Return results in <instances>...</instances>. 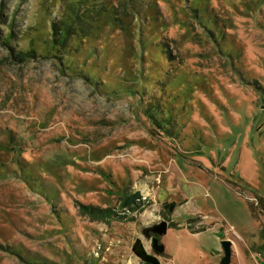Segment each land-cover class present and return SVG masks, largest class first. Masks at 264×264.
Returning a JSON list of instances; mask_svg holds the SVG:
<instances>
[{
	"label": "rangeland",
	"instance_id": "obj_1",
	"mask_svg": "<svg viewBox=\"0 0 264 264\" xmlns=\"http://www.w3.org/2000/svg\"><path fill=\"white\" fill-rule=\"evenodd\" d=\"M137 239L264 264V0H0V264H145Z\"/></svg>",
	"mask_w": 264,
	"mask_h": 264
},
{
	"label": "trees",
	"instance_id": "obj_2",
	"mask_svg": "<svg viewBox=\"0 0 264 264\" xmlns=\"http://www.w3.org/2000/svg\"><path fill=\"white\" fill-rule=\"evenodd\" d=\"M67 18H71L70 15L66 16ZM74 25L68 23L71 22L70 19H67L66 21H62V23H52V31H51V40L53 42L52 49L57 53L61 55L67 54V51L65 49L68 48L69 40L73 36L74 33H78V31L83 30L81 27H78V23L82 22V19L78 17V15L75 14L74 16ZM73 20V19H72ZM72 23V22H71ZM77 27V29H76ZM75 50V48H73ZM33 53V51H32ZM55 53V58H58L61 60V57H58ZM31 53H28L27 56H30ZM34 56V55H33ZM252 213L254 214V210L252 208ZM133 254L143 263L149 261V260H155L157 259L150 253L147 252L145 249L142 241L140 239H137L132 247Z\"/></svg>",
	"mask_w": 264,
	"mask_h": 264
},
{
	"label": "water",
	"instance_id": "obj_3",
	"mask_svg": "<svg viewBox=\"0 0 264 264\" xmlns=\"http://www.w3.org/2000/svg\"><path fill=\"white\" fill-rule=\"evenodd\" d=\"M142 197L140 191H136L133 193L130 197H128L124 203V206L127 207L130 204H135L138 200H140ZM168 228V224L165 221H162L159 225L156 227L152 228V232L155 234H158L160 236H163L166 234ZM153 248L158 252V253H164V246L162 244H159V239L154 238L153 241ZM223 250H224V258L222 261V264H231V258H232V243L230 241H223L222 242ZM145 264H161L158 261L155 260H149L145 262Z\"/></svg>",
	"mask_w": 264,
	"mask_h": 264
},
{
	"label": "flooded vegetation",
	"instance_id": "obj_4",
	"mask_svg": "<svg viewBox=\"0 0 264 264\" xmlns=\"http://www.w3.org/2000/svg\"><path fill=\"white\" fill-rule=\"evenodd\" d=\"M157 225H158V224H157ZM157 225H155L154 227H156ZM154 227H153V228H154ZM151 230H152V228H151ZM151 230L148 231V235H149V238H150L151 242L153 241L154 238H158V239H159V244H162V242H161L162 236L153 233ZM153 256H154V255H153ZM154 257H155V258L157 259V261H158V258H157L156 256H154Z\"/></svg>",
	"mask_w": 264,
	"mask_h": 264
}]
</instances>
